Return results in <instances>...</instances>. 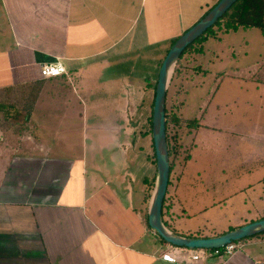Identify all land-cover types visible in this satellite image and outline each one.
Listing matches in <instances>:
<instances>
[{
    "label": "crops",
    "instance_id": "obj_1",
    "mask_svg": "<svg viewBox=\"0 0 264 264\" xmlns=\"http://www.w3.org/2000/svg\"><path fill=\"white\" fill-rule=\"evenodd\" d=\"M217 2L0 0V96L9 97L16 124L0 130V264H264V233L240 241L229 258L191 262L186 249L147 226L159 67L171 43ZM256 30L260 50L244 67L240 50L246 56L247 35ZM202 46L194 60L203 74L185 88H206L213 74L211 99L218 96L210 117V104L198 106V126L184 143L189 153L172 162L162 221L180 236L212 238L264 217V149L250 164L232 153L201 165L205 156L192 153L204 145L201 135L215 133L222 112L235 111L229 96L242 80L264 101V34L240 27ZM56 62L66 73L42 78L40 67ZM254 110L251 125L264 126V104ZM249 139L264 145V136ZM211 169L258 175L241 184L201 183ZM173 248L174 262L163 261Z\"/></svg>",
    "mask_w": 264,
    "mask_h": 264
},
{
    "label": "rangeland",
    "instance_id": "obj_2",
    "mask_svg": "<svg viewBox=\"0 0 264 264\" xmlns=\"http://www.w3.org/2000/svg\"><path fill=\"white\" fill-rule=\"evenodd\" d=\"M256 36H260V32L256 30V32H252V35H247V40H249V46H247V54L244 56V49L240 50V57H239V64H242L244 67H250L253 63V60L257 59V54L260 50L259 43L256 41ZM256 41V42H255ZM164 58V55H163ZM238 62V61H237ZM261 64V62H259ZM258 64V65H259ZM213 74L208 77V80H206V88L205 86L202 88L199 87H193L189 86V93L185 98V106H184V113L183 116L187 118H194L197 114L198 106H202L204 103V106L209 105L207 115L210 117L211 114H213V105L216 102L218 94L215 95L214 99H211V93L214 89L213 86ZM194 80V76L192 78ZM172 81V80H171ZM171 89V82L169 85L168 90ZM173 89V88H172ZM234 89V92H232L229 96L230 99H232V102L230 101L227 108L230 106L231 108L235 109V111L230 115L222 116L225 113H221L219 118H216L214 120L215 124L217 125V130H215L214 134L210 133H204V135H201V138L203 139L204 145L201 146V150L195 151L193 150V154H197L198 157L201 156L203 159L200 162V164L203 162L205 163H214L215 159H221L223 156H225L226 159H232L233 154L235 153L236 156L238 154H241L243 157V161L247 163H251V160L253 161V156L255 153H263L264 145H261L259 142L258 144L253 143L250 141V136L252 135H258L259 138L264 136V126L259 125L256 126L251 125L254 123V121L257 123V118L255 116V110H254V104L257 101L259 103H263L264 101H261L257 96L262 95L260 92L261 90L257 91V94H255L253 88H249L248 81L242 80ZM167 90V91H168ZM215 90V89H214ZM223 90V87L221 86V92ZM214 92V91H213ZM220 92L219 98H224L225 96L222 95ZM227 94H229V91H227ZM206 96H208L206 98ZM184 96L176 97L177 101H182ZM208 102V103H207ZM264 116V114L262 115ZM228 121V122H227ZM11 123H13L15 128V123L8 120V122L0 121V130L2 131H9L10 129H13ZM190 134L187 129H182L181 131H176V138H178L177 142L182 143V147L179 148L178 154L180 153H189V148L191 147V144H184L186 141V137ZM241 136V138H239ZM202 142V143H203ZM90 146H92L90 143L86 144V152L89 154L91 149ZM78 152L79 149H77ZM77 153V151H76ZM177 154V155H178ZM226 154V155H225ZM176 155V156H177ZM246 158V160H244ZM175 159V158H174ZM201 164V165H204ZM259 169V168H258ZM230 170H226L224 173L220 170L211 169L209 172H205L202 174V182L203 184H206V181H212L214 184L217 185H230L232 183H245V182H252L257 178L258 173H256L254 170L251 171L250 174H246L242 172L241 174L239 172H234V175H231Z\"/></svg>",
    "mask_w": 264,
    "mask_h": 264
},
{
    "label": "water",
    "instance_id": "obj_3",
    "mask_svg": "<svg viewBox=\"0 0 264 264\" xmlns=\"http://www.w3.org/2000/svg\"><path fill=\"white\" fill-rule=\"evenodd\" d=\"M238 0H218L193 26L170 46L159 67L151 114V138L155 158V179L147 211V226L166 244L188 250L220 249L264 233V218L212 238H188L169 231L162 221V206L169 182L170 162L166 142L165 97L174 69L183 51L212 28Z\"/></svg>",
    "mask_w": 264,
    "mask_h": 264
},
{
    "label": "trees",
    "instance_id": "obj_4",
    "mask_svg": "<svg viewBox=\"0 0 264 264\" xmlns=\"http://www.w3.org/2000/svg\"><path fill=\"white\" fill-rule=\"evenodd\" d=\"M240 27L258 28L261 33L264 34V0H238L212 28L207 30L200 38L183 51L179 61L177 62L172 76L171 89L167 91L165 97L166 142L168 147L170 170L174 158H176V155L179 153V148L182 147V143L177 142L178 138H176V131L187 129L188 132H191V130L198 126L195 118H185L181 114L184 100L182 99V101H177L176 97L186 96L188 91H186L185 83L193 81V79H191L192 76L203 74L201 65L196 63V61H199V55L204 54V46H202L203 43L207 39L217 40L219 35L235 32ZM194 56L197 57L193 58ZM9 104L8 96H0L1 122H8V120L11 121L9 116ZM149 125L151 126L150 121ZM153 161L155 163L154 156ZM186 237L200 238L198 235H189Z\"/></svg>",
    "mask_w": 264,
    "mask_h": 264
},
{
    "label": "built area",
    "instance_id": "obj_5",
    "mask_svg": "<svg viewBox=\"0 0 264 264\" xmlns=\"http://www.w3.org/2000/svg\"><path fill=\"white\" fill-rule=\"evenodd\" d=\"M65 68L64 66L59 63H49L42 65L39 69V74L42 78H55L58 76H61L65 74ZM242 248V244L240 241L232 242L223 248L220 249H194V250H188V258L191 262L196 261H206L212 257H225L229 258L232 255H234L238 250ZM175 250L176 248H173V250L169 251L166 254H163L161 256V259L165 262L172 263L175 260Z\"/></svg>",
    "mask_w": 264,
    "mask_h": 264
}]
</instances>
